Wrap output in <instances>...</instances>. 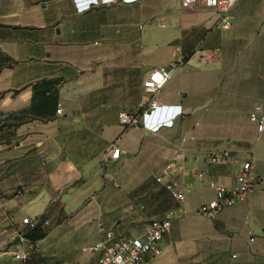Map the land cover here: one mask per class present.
<instances>
[{
	"label": "crops",
	"instance_id": "0c3cea01",
	"mask_svg": "<svg viewBox=\"0 0 264 264\" xmlns=\"http://www.w3.org/2000/svg\"><path fill=\"white\" fill-rule=\"evenodd\" d=\"M232 16L222 29L218 11L183 9L179 0L80 8L74 0H0V245L23 217H39L48 220L39 246L60 234L73 242L71 262L92 264L95 255L82 248L100 238L99 220L115 235L140 236L175 208L187 214L146 264H264V188L211 219L194 213L214 197L209 181L232 186L240 166L208 163L207 149L241 160L250 148L254 171L264 175V128L249 119L252 98L264 114V0H238ZM247 27L256 35L244 41ZM175 47L185 63L157 97L182 114L154 132L123 128L118 112L136 109L143 79L167 69ZM202 50L213 56L202 61ZM114 141L120 151L112 159ZM181 147L193 157L185 168L204 177L182 176L192 186L178 204L154 177ZM40 250L27 264L64 261ZM0 264L20 263L4 255Z\"/></svg>",
	"mask_w": 264,
	"mask_h": 264
},
{
	"label": "built area",
	"instance_id": "2783aa9c",
	"mask_svg": "<svg viewBox=\"0 0 264 264\" xmlns=\"http://www.w3.org/2000/svg\"><path fill=\"white\" fill-rule=\"evenodd\" d=\"M78 8L88 6L92 3L110 2L115 0H74ZM125 2L133 0H122ZM238 0H179L183 9H196L200 7L212 8L219 12L217 26L228 29L232 25V9ZM164 25V24H163ZM202 61H207L213 56L212 51L202 50L199 54ZM185 57L180 47H175L172 59L167 69L161 67L153 68L142 81L144 95L139 99L136 109L133 111L121 110L117 114L118 123L123 128L142 127L148 131H157L160 127H171L174 120L182 114L181 105H170L162 103L157 97L161 88L167 83L172 75L180 70L185 63ZM61 112L60 104L56 109ZM250 121L255 123L256 130L264 128V114L262 104L253 105L249 116ZM185 140V137L182 138ZM119 147L116 141L112 142L107 149L106 155L115 159L119 155ZM207 162L210 164H228L232 161H240V166L235 174V183L226 186L215 180L209 181V186L214 189V197L196 206L194 213L211 219L222 209L243 201L257 188H264V175L254 171L253 152L250 148L244 150L242 158L232 156L224 149H207L205 152ZM193 157L186 155L181 148L173 155L160 172L154 177L169 195L178 204H181L186 194L191 190V183L186 182L182 176L191 174L195 179L201 180L204 172L196 167L188 171L185 162ZM181 176V177H180ZM187 212L183 209H168L161 218L146 223L140 236L129 234L115 235L111 230L104 229L102 221L97 222L100 238L92 245L83 247L82 251L95 255L92 264H146L149 259L158 256L161 251V241L170 230L174 219L183 217ZM48 220L39 217L25 216L21 219L23 228H15L6 242L0 245V258L10 255L20 264H27L32 254H41L40 238L33 239L41 226L47 224ZM254 232L248 231V240L253 241ZM235 257V254H232ZM55 264H76L71 261H62Z\"/></svg>",
	"mask_w": 264,
	"mask_h": 264
},
{
	"label": "rangeland",
	"instance_id": "374dc122",
	"mask_svg": "<svg viewBox=\"0 0 264 264\" xmlns=\"http://www.w3.org/2000/svg\"><path fill=\"white\" fill-rule=\"evenodd\" d=\"M246 2H248L249 4L251 3L254 4L255 0H246ZM246 30L248 32V35H243L244 41L247 38L250 40L252 36L256 35L255 33L252 34L248 27L246 28ZM244 45L247 46L248 44L245 43ZM260 75H261L260 81L264 82V75L262 73ZM258 101H260V99L252 98L251 100L252 106L255 102H258ZM66 241L63 239V236L58 234V235H55L52 239H50L48 243L47 242L45 244L42 243L40 248L42 249V251L45 252V254L49 253V255L52 256L53 259H58V260L63 259L64 261L66 260L71 261L72 256L71 254L66 252L67 251L66 249L73 242H68V240ZM55 263H59V261Z\"/></svg>",
	"mask_w": 264,
	"mask_h": 264
},
{
	"label": "trees",
	"instance_id": "16d2710c",
	"mask_svg": "<svg viewBox=\"0 0 264 264\" xmlns=\"http://www.w3.org/2000/svg\"><path fill=\"white\" fill-rule=\"evenodd\" d=\"M42 236H43V234L42 233H38V231H37L34 235H32V238L36 239V238H41Z\"/></svg>",
	"mask_w": 264,
	"mask_h": 264
}]
</instances>
